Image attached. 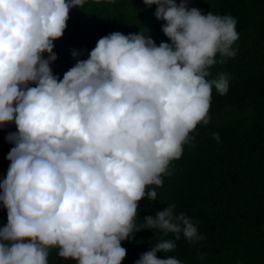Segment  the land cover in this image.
<instances>
[{
  "label": "clouds",
  "instance_id": "clouds-1",
  "mask_svg": "<svg viewBox=\"0 0 264 264\" xmlns=\"http://www.w3.org/2000/svg\"><path fill=\"white\" fill-rule=\"evenodd\" d=\"M86 2L0 0V126L18 129L0 183V264H50L54 249L76 264H122L121 242L141 229L173 238L135 264H184L157 253L204 239L198 226L174 203L137 224L139 202L158 199L194 130L209 124L213 90L229 91L230 74L211 69L238 54L237 21L188 0H143L170 43L157 46L148 29L113 32L60 79L54 42Z\"/></svg>",
  "mask_w": 264,
  "mask_h": 264
},
{
  "label": "trees",
  "instance_id": "trees-1",
  "mask_svg": "<svg viewBox=\"0 0 264 264\" xmlns=\"http://www.w3.org/2000/svg\"><path fill=\"white\" fill-rule=\"evenodd\" d=\"M188 4L205 15L233 16L239 33L234 47L239 51L211 69L213 77L230 74L229 91L220 95L213 90L209 124L194 130V140L173 161V172L163 178V187L156 189L158 199L145 197L139 202L137 224L174 203L204 239L191 243L181 238L174 251L158 252V258L175 256L184 264H264V0H188ZM156 7L143 0H87L83 9L73 8L63 36L54 42L53 73L62 79L78 59L88 58L100 38L113 32L127 35L148 29L157 46L170 43L161 30L165 21L154 16ZM74 49L80 52L75 58ZM16 131L14 122L0 126V183L7 176L6 157L14 147L7 135ZM6 224L7 209L0 202V227ZM170 238L159 229L135 232L121 242L126 249L122 264H135L155 243ZM49 262L76 264L59 257L55 249Z\"/></svg>",
  "mask_w": 264,
  "mask_h": 264
}]
</instances>
